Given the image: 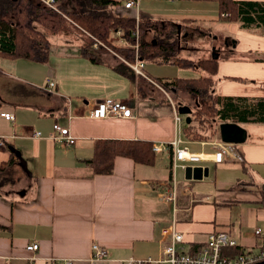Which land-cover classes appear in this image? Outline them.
<instances>
[{
	"label": "crops",
	"instance_id": "obj_1",
	"mask_svg": "<svg viewBox=\"0 0 264 264\" xmlns=\"http://www.w3.org/2000/svg\"><path fill=\"white\" fill-rule=\"evenodd\" d=\"M115 1L114 11L121 16L172 22L173 39H225V48L217 49L213 92L221 97L264 98V0H234L238 5L233 20L230 12H222L221 0H138L130 9L124 7L127 0ZM157 36L149 31L146 39ZM49 39L46 62L0 56V136L5 140L0 145V224L4 226L0 264H66L68 259L74 264H119L129 257L158 256L168 243L163 229L173 220L172 208L161 193L173 179L179 207L175 227L184 234L187 247L200 246L215 230H228L247 247L257 242L253 231L264 218L263 122L240 123L247 130L246 141L234 144L241 161L226 154L222 162L213 160L222 144H230L222 141L219 131L214 141L183 137L179 147L200 153L204 160L199 165L209 169L200 180L214 172L213 193L205 189L196 193L192 187L197 180L186 179L185 169L183 178L178 168L173 170L170 148L155 151L153 164L118 155L112 172L97 173L90 160L98 140L167 145L175 140L173 106L153 79L181 78L183 70L199 69L180 67L160 55L155 60L160 64L142 59L144 77L130 78L109 62L90 61L81 54L82 43L66 33ZM199 47L207 46L191 45V50ZM179 50H184L181 43ZM200 72L198 77L207 75ZM49 80L56 83L52 92L45 89ZM106 98L127 103L134 116L93 117V103ZM2 112L13 113L14 120L5 119ZM56 122L69 128L74 144L54 138ZM162 151L169 157H160ZM12 157L16 161L8 165ZM244 203L253 207L242 217L241 231L230 219L217 218L224 206ZM204 211L209 213L202 215ZM32 243L38 248L29 250ZM94 243L108 250L112 262L92 260Z\"/></svg>",
	"mask_w": 264,
	"mask_h": 264
},
{
	"label": "trees",
	"instance_id": "obj_2",
	"mask_svg": "<svg viewBox=\"0 0 264 264\" xmlns=\"http://www.w3.org/2000/svg\"><path fill=\"white\" fill-rule=\"evenodd\" d=\"M220 2L222 12H230L229 19L233 20L238 3L234 0ZM57 3L59 10L55 11L36 0H0V56L46 62L51 47L49 36L59 31H66L67 25L71 23L75 24L73 27H76V32L82 37L81 54L83 56L94 63L109 62L116 71L130 78L135 77V72L128 63L136 60L137 26L140 31L138 53L141 59L156 60L163 55L164 61H168L172 55L179 52L180 41L177 38L173 39L175 31L172 22L151 19L137 21L135 17L121 16L114 11L117 5L115 0H57ZM153 30L158 36L152 41L146 39L148 32ZM118 32L128 40L130 45L119 46L115 42ZM103 44L113 50L112 59H115V62L105 57L109 53ZM118 55L124 59H118ZM182 61L173 62L180 67L201 69L207 75L195 78H156L166 91L184 92L196 99L202 98L203 110L208 108L206 110L208 113L212 109L215 118L221 122L264 123V98L252 100L221 97L212 92L213 75L218 72L217 59L209 58L190 63ZM207 98L213 100L214 106L206 104ZM192 125L191 120L190 124L184 127L185 140H209ZM153 144L145 140H98L94 157L90 162L97 173L112 172L114 158L118 155L131 157L137 162L153 164L157 156ZM170 153L173 158L172 148ZM15 161V157L10 158L8 165ZM238 184H244V182H238ZM262 206H264V195H262ZM2 227L4 226L0 224V228ZM242 249L239 247V250L235 252Z\"/></svg>",
	"mask_w": 264,
	"mask_h": 264
},
{
	"label": "built area",
	"instance_id": "obj_3",
	"mask_svg": "<svg viewBox=\"0 0 264 264\" xmlns=\"http://www.w3.org/2000/svg\"><path fill=\"white\" fill-rule=\"evenodd\" d=\"M43 3L51 9L58 10L57 0H36ZM42 4V5H43ZM138 5V0H127L124 4L126 9H130ZM139 21L138 18H136ZM117 34H121L118 32ZM136 37V60L134 63H128L135 69L136 75H145L142 68L144 66L143 60L138 53V41L140 37L139 27L135 32ZM1 60V57H0ZM56 83L49 80L45 89L49 92L54 91ZM174 108V117L176 122V138L167 145L163 143H154L153 149L158 152L165 148L173 149V170L177 168L186 169L187 166L199 165V162L204 160L200 153L190 151L187 147H179V144L184 142L181 131V115L176 112ZM91 115L96 118H106L112 116L119 117H133L134 110L125 102L117 101L112 98L98 100L93 103ZM1 116L7 120H14V114L11 112H2ZM54 129L58 132L54 138L63 140L66 144H74L75 137H73L68 127L61 126L58 122L54 124ZM40 135V132H36ZM4 137L0 136V145H4ZM234 144H222L221 149L214 153L213 160L222 162L224 154L230 156L234 160H242L241 154L234 150ZM161 198L172 208L173 220L172 223L163 229V234L168 238V243L162 247V251L158 256H149L147 258L139 259L129 257L119 261V264H264V228L257 226L253 231L254 236L260 239L250 247L241 245L236 237H234L228 230H215L208 233L207 238L200 246L187 247L184 234L176 229V221L178 220V184L175 179L172 181V186L161 193ZM239 247L243 249L239 250ZM29 250L38 248L37 243H32L27 247ZM93 261L112 262L108 257V250L100 245L94 243L92 246ZM74 259H68L66 264H74Z\"/></svg>",
	"mask_w": 264,
	"mask_h": 264
},
{
	"label": "rangeland",
	"instance_id": "obj_4",
	"mask_svg": "<svg viewBox=\"0 0 264 264\" xmlns=\"http://www.w3.org/2000/svg\"><path fill=\"white\" fill-rule=\"evenodd\" d=\"M43 5L48 7L45 4H43ZM48 8H50V7H48ZM55 11H57V10H55ZM73 25H75V24L71 23V24L67 25L66 31H59L57 34H60L62 36V35H64V33H66L68 38H73L78 43L79 42L83 43L82 37L80 36L79 33L76 32V27H73ZM68 29H70V30H68ZM116 35L118 36V38L115 39V42L119 46L130 45L128 40H126L125 38L122 37V34H117L116 33ZM179 41L181 43V48L184 49V50L183 51L179 50V52L177 54L171 56V59L173 61H177V60L182 61L183 60L182 62H187V63L199 62V60L209 59V58H211L210 56H213V54H214L213 47H216V49H224L225 48V44H226V41L223 38H217V39H212L211 40L209 37H207L206 39H197V36L194 37V38L183 37V38L179 39ZM209 44H213V45L211 47H209ZM191 45L192 46H194V45L207 46V47H199L200 48L199 51H192L191 50L192 49ZM104 46H106V45H104ZM104 48L108 49L107 46L104 47ZM108 53L109 54L107 56H105V57H107L111 62H115L116 60L112 59V56L114 55L113 50L109 48L108 49ZM117 58L121 59V60L124 59L121 55H118ZM147 64L155 65V64H160V62L155 61V59H154V60H150ZM128 65L130 66V64H128ZM132 70L135 72L134 68H132ZM200 71H201L200 69L199 70L185 69V70H183V72L185 74V77H181V78H195V77H198L199 76L198 73ZM205 74H207V73H205ZM135 75H136V73H135ZM136 76L144 77V76H141L140 74H138ZM153 80L155 81L156 85L158 84L159 87H161L162 89H165L158 82V80H156V79H153ZM165 91H166V89H165ZM164 95H165L166 99L170 102V104L173 106V109L174 108L177 109V112H178V106L180 104L188 105V106H190L193 109V112L191 113L192 123L195 126L196 130L201 135H204V136L209 138L208 141H214V139L218 138V131H219L218 126L221 123V121H219V120H217L215 118L214 111H212V109L209 110L208 113H206V110L208 108L203 110V108L201 106V103L203 104L202 98L199 97V98L196 99L195 97H192L191 95H189L187 93H184V92L173 93L171 91H166V94H164ZM205 101H206L207 105L212 104V105H209V106H214V103H213L212 99L207 98ZM181 117H182V122H181V131L182 132L181 133L183 135L184 127L186 126V124H190V123H186V121H185L187 115L182 114ZM182 125H184V126L182 127ZM211 139H213V140H211ZM188 141H190V140H188ZM191 141H193V140H191ZM197 141H200V140H197ZM233 147H234V150L237 153H239L237 148L235 146H233ZM168 155H169V153L167 151H162V152L159 153L160 157L161 156L169 157ZM177 172H180L182 174L181 178H183L184 169L178 168ZM211 175L212 176H210V178L208 177V178L204 179L203 181L197 180V182L195 183V186L192 187L193 190L197 193V191L199 189H205L206 191H208V192L212 191V193H213L215 191V188H214L213 182H211V179L214 176V172ZM211 201H213V200H211ZM216 207L219 208L220 205H218ZM252 207H253L252 205L246 204V203H244L242 205H234V206L226 205V206H224L221 209V211H218V213L216 215H217V218L230 219V223H234L235 230H240L241 231L242 229L239 227V225L242 222L244 216L249 214V213H251L250 211H251ZM208 213L209 212L204 211V212H202V215H207ZM258 224H259L258 226L264 228V218L260 219ZM256 239H257L256 243H259L260 239L258 237H256ZM252 241H253V237L251 238V242Z\"/></svg>",
	"mask_w": 264,
	"mask_h": 264
},
{
	"label": "water",
	"instance_id": "obj_5",
	"mask_svg": "<svg viewBox=\"0 0 264 264\" xmlns=\"http://www.w3.org/2000/svg\"><path fill=\"white\" fill-rule=\"evenodd\" d=\"M213 58L218 59L219 55L216 47H213ZM179 113L187 115V123L191 122V108L188 105H180L178 107ZM220 136L223 142L241 144L247 139V130L238 122H221L218 126ZM209 172L208 167H203L201 165L187 166L185 169L186 179L200 180L204 176H207Z\"/></svg>",
	"mask_w": 264,
	"mask_h": 264
},
{
	"label": "bare ground",
	"instance_id": "obj_6",
	"mask_svg": "<svg viewBox=\"0 0 264 264\" xmlns=\"http://www.w3.org/2000/svg\"><path fill=\"white\" fill-rule=\"evenodd\" d=\"M177 112V111H176ZM202 156V155H201ZM203 157V156H202Z\"/></svg>",
	"mask_w": 264,
	"mask_h": 264
}]
</instances>
